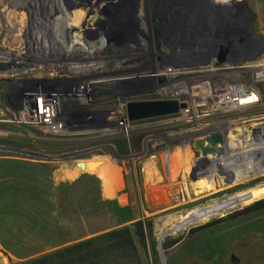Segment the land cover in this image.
<instances>
[{"label":"rangeland","instance_id":"obj_1","mask_svg":"<svg viewBox=\"0 0 264 264\" xmlns=\"http://www.w3.org/2000/svg\"><path fill=\"white\" fill-rule=\"evenodd\" d=\"M0 8V189L51 202L64 238L150 220L145 264H210L186 261L193 237L224 240L230 264H264V213L207 227L264 201V0ZM247 95L257 101L241 105ZM42 97L59 130L36 121ZM164 100L186 108L129 120L128 103ZM214 137L204 157L197 144Z\"/></svg>","mask_w":264,"mask_h":264},{"label":"trees","instance_id":"obj_2","mask_svg":"<svg viewBox=\"0 0 264 264\" xmlns=\"http://www.w3.org/2000/svg\"><path fill=\"white\" fill-rule=\"evenodd\" d=\"M10 165H3V168L10 169L14 167L13 162L7 163ZM9 172L7 171V174ZM14 176V174H9ZM14 186H7L0 189V205L2 207L11 204L14 209V217H20L21 210L17 207H22L25 204H39L47 202L44 200L32 201L26 200L23 190H14ZM20 195L23 198H19ZM5 212L11 211L10 209H3ZM209 209H204L197 212L199 215L208 212ZM264 213V201L255 203L254 205L246 208L245 210L231 215L218 222L207 225L212 228L220 225L226 221H233L243 218H251L254 215ZM7 215V213L5 214ZM26 215V214H24ZM3 216V215H2ZM28 216L31 217L29 214ZM133 219L122 222L115 228L103 231L88 239L81 240L64 247H61L52 252L40 255L35 258L25 260L22 264H145L140 253L141 246L145 251L147 250V241L151 239L154 243L152 236V223L150 220H138L134 223L128 224ZM207 230V229H205ZM223 241L221 238H204L201 241H196L195 238H188L184 246L189 249V254L186 255V261L193 259H200L210 264H230L229 260L224 256ZM183 239L176 242H167L165 249L169 252ZM154 253H156L153 248ZM225 257V258H224ZM174 264V263H170Z\"/></svg>","mask_w":264,"mask_h":264},{"label":"crops","instance_id":"obj_3","mask_svg":"<svg viewBox=\"0 0 264 264\" xmlns=\"http://www.w3.org/2000/svg\"><path fill=\"white\" fill-rule=\"evenodd\" d=\"M52 205L51 202L25 204L17 207L22 212L20 217L13 216L14 204L0 205V232L6 237L5 240L0 239V256L3 257L0 264H22L25 260L99 234L64 238L62 222ZM4 208L11 211L5 212Z\"/></svg>","mask_w":264,"mask_h":264},{"label":"water","instance_id":"obj_4","mask_svg":"<svg viewBox=\"0 0 264 264\" xmlns=\"http://www.w3.org/2000/svg\"><path fill=\"white\" fill-rule=\"evenodd\" d=\"M186 108L185 104H179L178 101H140V102H132L128 103L127 111L128 117L130 121L144 120L154 117L166 116L171 114H177L181 109ZM210 146H205L204 142H200L197 144L198 148L202 150V153L205 156L209 154L215 155L218 152V143L219 139L214 137L209 141ZM100 161H90L87 163L90 171H95L96 168L101 164ZM78 167L81 168L82 171L86 170V163L80 162L78 163ZM3 260V257L0 256V262ZM236 257L232 256V263H236Z\"/></svg>","mask_w":264,"mask_h":264},{"label":"bare ground","instance_id":"obj_5","mask_svg":"<svg viewBox=\"0 0 264 264\" xmlns=\"http://www.w3.org/2000/svg\"><path fill=\"white\" fill-rule=\"evenodd\" d=\"M130 1H135V0H129V2ZM178 4V3H177ZM121 5H122V2H121ZM122 7H123V5H122ZM121 7V8H122ZM177 10V9H176ZM3 11V9L2 8H0V13ZM170 11V10H169ZM172 16V15H171ZM181 17V16H180ZM176 18V17H175ZM82 20H84V18L82 17L81 18ZM179 21V20H178ZM2 24V15L0 16V25ZM83 24V23H82ZM58 25V24H57ZM131 25V24H130ZM169 26V25H168ZM175 28V27H174ZM136 37L138 38V39H140L141 38V36L140 35H138V34H136ZM137 39V40H138ZM4 44V43H3ZM181 92V91H180ZM183 92V91H182ZM230 98V96L227 94V95H225L222 99H221V101H226V100H228ZM257 97H252V96H249V95H247V96H239L238 97V99H239V102H240V104L241 105H245V104H250V103H254V102H256L257 101V99H256ZM45 98L44 97H42V98H39L38 99V104H39V108H38V113L39 114H37V119H36V121L37 122H40V123H42V124H46V123H49L48 125H54V129H56V130H59L60 129V126H56L55 124H54V121L52 120L53 119V116H52V114H51V112L49 111V108L46 106V104H45ZM220 102V101H219ZM50 121H52V122H50ZM56 127H58V128H56ZM263 188V189H262ZM256 195H257V198L258 197H263L262 195H264V187H261V188H257L256 189Z\"/></svg>","mask_w":264,"mask_h":264},{"label":"flooded vegetation","instance_id":"obj_6","mask_svg":"<svg viewBox=\"0 0 264 264\" xmlns=\"http://www.w3.org/2000/svg\"><path fill=\"white\" fill-rule=\"evenodd\" d=\"M218 35H219V34H217V37H219ZM35 108H36V110H37V112H38L39 104H37V106H36ZM38 114H39V113H38Z\"/></svg>","mask_w":264,"mask_h":264}]
</instances>
